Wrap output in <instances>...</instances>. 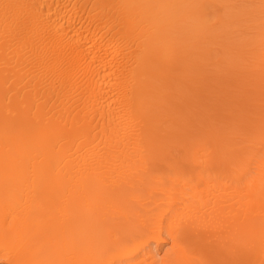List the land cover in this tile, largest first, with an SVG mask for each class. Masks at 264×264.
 Segmentation results:
<instances>
[{
    "label": "bare ground",
    "instance_id": "obj_1",
    "mask_svg": "<svg viewBox=\"0 0 264 264\" xmlns=\"http://www.w3.org/2000/svg\"><path fill=\"white\" fill-rule=\"evenodd\" d=\"M29 1L0 0V164L8 166L0 173L10 180L0 183V258L264 264V153L253 169L224 166L215 185L201 179L207 160H198L196 186L168 183L162 197L179 193L165 211L119 205L126 188L152 175L147 152L163 154L149 134L163 117V65L178 52L169 33L180 27L145 0H48L23 16ZM152 242L171 243L161 262Z\"/></svg>",
    "mask_w": 264,
    "mask_h": 264
},
{
    "label": "rangeland",
    "instance_id": "obj_2",
    "mask_svg": "<svg viewBox=\"0 0 264 264\" xmlns=\"http://www.w3.org/2000/svg\"><path fill=\"white\" fill-rule=\"evenodd\" d=\"M47 1H29L23 16L32 13L34 4L45 6ZM142 4L181 30L169 33L176 39L173 47L178 52L174 64L163 65V102L159 104L163 117L152 120L151 131L156 133L149 134L163 154L154 157L147 152L156 166L152 175L126 188L121 204L117 203L130 214L143 206L165 211L167 199L179 193L162 197L168 183L178 180L196 186L198 175L192 165L198 160H207L201 179L215 185L226 175L224 166L253 169L252 163L264 153V0H145ZM178 18L182 22L177 23ZM171 54L170 49L163 51L165 57ZM4 108L0 97V112ZM34 135L38 134H22L26 140ZM141 167L137 162L134 173ZM4 173H0V183L6 186L10 180ZM170 248V242L160 246L152 242L151 255L161 262ZM105 252L103 245L97 254L101 258ZM0 264H6L2 258Z\"/></svg>",
    "mask_w": 264,
    "mask_h": 264
}]
</instances>
